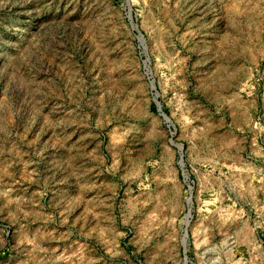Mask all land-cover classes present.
I'll list each match as a JSON object with an SVG mask.
<instances>
[{
  "label": "rangeland",
  "instance_id": "374dc122",
  "mask_svg": "<svg viewBox=\"0 0 264 264\" xmlns=\"http://www.w3.org/2000/svg\"><path fill=\"white\" fill-rule=\"evenodd\" d=\"M0 264H264V0H0Z\"/></svg>",
  "mask_w": 264,
  "mask_h": 264
}]
</instances>
